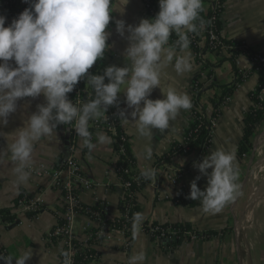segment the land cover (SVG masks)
<instances>
[{
    "label": "crops",
    "instance_id": "1",
    "mask_svg": "<svg viewBox=\"0 0 264 264\" xmlns=\"http://www.w3.org/2000/svg\"><path fill=\"white\" fill-rule=\"evenodd\" d=\"M159 5V0H156ZM117 0H114V5ZM113 20L110 21L108 31L111 35L108 40L109 53L117 56H106L101 61V74L110 65L124 66L125 49L128 47L127 36L121 37L116 31V20H124L126 28L128 25H137L142 19H150L144 8V0H129L125 6L124 13L113 12ZM5 26L11 23L6 17ZM221 32L229 40L246 41L250 47L264 53V0H226L225 8L220 16ZM179 53V49H177ZM192 70L188 73L178 75L172 65L164 71L166 73L164 86L171 84L181 92L190 97L191 103L194 97L193 80L201 73L200 81L206 83V91L202 96L201 103L207 113L213 109V99L218 90L217 87H208L212 79L202 71L207 62H215L226 56L227 58L217 67L213 68L214 77L222 83H232L237 77L234 66L240 72L246 73L251 70L254 63L245 54L217 55L208 53L205 63L200 64L192 49ZM234 59H231V57ZM14 64V61L12 62ZM107 82V81H106ZM259 83V75L254 72L246 76L235 89L231 100L221 108L216 128L213 132L212 144L207 149L210 154L216 148L234 152L235 163L239 166L238 144L242 138L244 128V117L253 101L250 92L254 91ZM120 98L126 101L123 93ZM264 99V93H261ZM150 99H163L160 88L151 93ZM46 103L45 97H26L18 101L17 111L8 117L6 126L0 125V132L12 133L17 128L23 127L24 122L37 111V105ZM193 109L181 110L176 120L170 122V128L165 132L158 129L153 130V136L149 140L142 137L131 123L124 124L122 129L129 136L132 150L135 154L139 171L145 168L155 170V176L147 180L138 189L137 200L143 213V222L157 221L159 223H182L203 233L204 237L198 240L190 239H154L141 227L134 231L131 247L125 250L122 234L119 231L113 233V239L107 243L96 246L95 252L98 256L91 260L90 264H128L129 257L134 253L143 252L145 259L143 264H264V246L258 245L256 240H251L246 235L239 236V232L250 228L245 221L240 222V231L236 230V222L233 223L232 209L228 202L218 212L204 211L200 202L194 206L178 201L182 192L187 196L190 194V184L199 174L198 169L193 167L194 162L202 161L205 156L200 155L199 149L191 153H182L175 156L171 162H160L156 160L166 153L175 140H182L185 129L193 118ZM124 110L131 122L130 112L126 102ZM100 133L107 134L111 138L110 143L100 144L97 136ZM91 141L96 147L89 150L83 138L75 141L67 124L58 125L54 135L43 138L34 147L32 162L28 170L31 172L30 179L25 184H17L13 174L14 162L10 153H7V141L0 136V210L9 209L15 213L12 221H4L0 217V245L8 256L13 260L25 252H31V258L26 264H57L59 261L62 244L58 241L50 243L47 241L48 232L58 222L61 192L56 188L49 174H37L42 166L47 169L57 167L65 157L73 154L79 161L82 171L92 179L95 184L92 190H82L79 197L85 205L96 203H111L112 214L118 213V203L121 201L123 187L117 173L116 146L117 143L110 134L104 131L92 132ZM69 135V137H68ZM12 137H8V142ZM151 149L152 156L147 158V150ZM202 157V158H201ZM199 159V160H197ZM181 169L182 177L178 184H173L170 179L171 173ZM211 169H209V172ZM197 186L204 190L207 186V177L201 176ZM22 193L27 194L30 200H42L40 213L33 214L24 211L18 206V198ZM88 217L78 216L73 223V231L80 239H85V229ZM142 222V223H143ZM93 224V227H96ZM209 231H215L210 234ZM0 264L2 262L0 261Z\"/></svg>",
    "mask_w": 264,
    "mask_h": 264
},
{
    "label": "clouds",
    "instance_id": "2",
    "mask_svg": "<svg viewBox=\"0 0 264 264\" xmlns=\"http://www.w3.org/2000/svg\"><path fill=\"white\" fill-rule=\"evenodd\" d=\"M28 3L29 0H24ZM129 0H31L8 26L6 16L0 15V125L8 124V117L17 111L18 101L26 97H45L46 103L37 105L23 127L12 133L0 132L7 141L15 166L12 171L17 184H25L31 176L34 147L43 138L54 135L58 125L73 124L76 134L92 150L89 121L106 118L108 108L118 105L124 94L131 122L125 110L119 112L124 124L135 126L140 136L151 139L153 130L165 132L181 110H190L192 103L187 93L168 84L164 86L165 69L172 65L178 75L192 70L189 34H197L205 27L201 18L204 0H159V11L152 19L128 25L116 20V31L125 36L124 66L110 65L103 74H90L89 69L103 59L109 48L110 33L106 31L113 12L124 13ZM178 37L169 45L172 34ZM179 49V53L177 52ZM14 61V64L12 63ZM86 79L93 99L75 105L69 98L75 86ZM107 81V82H106ZM160 88L163 99H150L154 89ZM8 137L12 141L8 142ZM97 142L106 144L111 138L104 133ZM151 149L147 158H151ZM234 152L216 148L193 167L200 175L190 184L191 200L199 201L203 210L218 212L239 194L238 166ZM209 169L211 171L209 172ZM155 170L145 168L140 175L145 180L155 176ZM207 177L201 190L197 181ZM133 228L143 222V213L133 215ZM31 252L15 258L14 264H26ZM62 264H73L71 252L62 253ZM144 253H134L128 264H143ZM3 264H13V257L0 256Z\"/></svg>",
    "mask_w": 264,
    "mask_h": 264
},
{
    "label": "built area",
    "instance_id": "3",
    "mask_svg": "<svg viewBox=\"0 0 264 264\" xmlns=\"http://www.w3.org/2000/svg\"><path fill=\"white\" fill-rule=\"evenodd\" d=\"M10 2H13L16 8L21 9V11L25 9L26 3L24 2V0H6L7 4H9ZM144 8L150 19L155 17L154 14L156 12V8L154 7V4L151 0H144ZM17 16L18 15L10 14V16L6 17L13 20ZM216 20H218V17L214 15L204 30H199L197 34H190L189 36L191 41L197 42V48H193L192 43L190 44V48L192 49L193 55L199 59L200 64L205 63V57L208 53H214L217 55L245 54L253 63L264 64V53L250 47L246 41H226L227 38L222 34L221 31H219V34L217 28L214 26ZM106 56L114 57L117 55L109 53V51L106 50L104 57ZM101 72V65L98 68L96 67V64H94L93 67L89 69L90 74H101ZM262 92L264 93V89ZM93 97V90L87 83L86 79H82L75 86L74 90L68 94V98L77 106H80L82 103L93 99ZM230 100V97L227 98L224 104H226ZM124 107L125 102L122 98L119 97L118 105H113L108 108V111L106 112V118L101 117L89 121V131L91 133L95 131H104L114 137L117 143L115 155L117 159L119 157V153L123 152V143L127 139V134L122 129V120L119 117V112L121 110H124ZM217 120L218 117L211 118L210 120V128L212 134L214 132V129L216 128ZM67 126L73 137V146L75 144V141L79 140L81 137L76 134L74 123L67 124ZM185 148L188 147L185 146ZM199 151L200 155L203 156L201 154L202 150ZM37 174L51 175L56 188L61 192V211L58 212V222L47 234L48 242L54 243L55 241H58L62 244V250L57 264H62V253L65 251L71 252L73 264H76V256L78 253L85 252L87 250L95 251L97 245L111 241L113 239V233L115 231H119L122 234V241L125 250H128L131 247L134 237V231L130 233V228H128L127 225H120L118 227H115L113 225V222L117 218L128 217V211L131 206L129 204H121L119 202L120 207L118 213L112 214L111 203H100L99 211H93L92 209H89L87 205L82 203L79 197V192L82 190H92L95 182L82 171L79 161L73 154H69L62 161H60L57 167H54L53 169H47L45 166H42L40 168V171H37ZM182 174L183 171L181 169L175 172L173 171L170 175L171 182L173 184H178L180 178L182 177ZM135 180L138 181L139 177L136 176ZM128 186L129 182L122 184L124 190L121 200L125 199L127 195H130L128 194ZM137 193L138 191H135L134 193L131 192L130 196L137 197ZM18 206L24 211L38 214L42 209V200L41 198L38 200H30L27 194L22 193V195H20V197L18 198ZM81 215H85L88 217V220L84 225L86 234L85 239L78 238L73 231V223L75 222L76 218ZM93 224H96L97 226L93 227ZM141 228L154 239L179 238L198 240L204 237L203 233L193 228H167L160 225H152L151 222L148 223L147 229L143 227ZM0 256L8 257L6 251L1 248V245ZM97 256L98 254L97 252H95V254L91 256V259L94 260ZM1 262L3 264V261Z\"/></svg>",
    "mask_w": 264,
    "mask_h": 264
},
{
    "label": "trees",
    "instance_id": "4",
    "mask_svg": "<svg viewBox=\"0 0 264 264\" xmlns=\"http://www.w3.org/2000/svg\"><path fill=\"white\" fill-rule=\"evenodd\" d=\"M156 8V12L154 16L159 11V5L156 0H151ZM225 1L226 0H204V10L201 13V18L205 21V27L202 29L204 30L209 22L211 21L212 17L216 15L218 20L215 21L214 26L217 28L218 33L221 31V20L220 16L225 8ZM31 0L25 4V8L30 7ZM21 9H17L13 2L9 4L6 3V0H0V15L10 16L11 15H19ZM22 12V11H21ZM201 30V31H202ZM190 36V34H189ZM178 37L175 33L172 34L169 40V45H174L175 41ZM230 41V40H226ZM193 48H197V42L191 41ZM227 57L223 56L222 58L218 59L215 62H207L203 65L202 71H205L208 74V78L212 79L211 84L208 87H217L219 91L216 92L215 98L213 99V109L212 112L209 114L207 113L205 107L201 103L202 96L205 94L206 91V83L204 81H200L201 73L198 74L193 80V89H194V97L192 99V104L194 106L193 109V118L189 123L188 127L185 129L183 134L182 140H175L172 142L170 149L164 153L163 155L159 156L156 160L157 163L160 162H171L172 159L177 156L178 154L182 153H191L194 150H202L201 154H207V148H209L212 144V131L210 128L211 118L219 117L221 114V108L224 105V102L227 98L232 97L235 89L237 88L238 84L250 74L256 72L259 75V83L257 88L254 91L250 92V98L253 101V105L250 107L248 112L244 117V128L242 138L238 144V157L239 160L243 156H245L250 148L253 145V140L255 136L260 131L261 127L264 125V99L261 97V93L264 89V64L254 63V66L251 70H248L246 73L240 72V70L234 66L233 70L236 74L237 79L232 83H222L215 79L213 68L219 66ZM231 59H234L232 56ZM101 60L96 62V67L99 68L101 65ZM187 146L188 148H185ZM117 173L121 180V183L124 184L129 182V192L128 194L131 195V192L138 191L147 180H145L141 175V171L137 170L136 165V157L132 150L131 143L129 141V136L127 135L126 141L123 143V152L119 153V157L117 159ZM239 169V168H238ZM138 176L139 180H135V177ZM142 178V179H141ZM124 190V187H123ZM127 195L125 199L121 200L120 203L122 204H129L131 207L128 211V217L117 218L113 225L118 227L120 225H127L130 228V233L135 231L136 229L133 228V215L137 212H141L140 204L137 200V197ZM178 201L180 203H186L189 206H194L197 201L191 200L188 198L185 192H182V195L179 197ZM89 209L93 211L100 210V203H96L94 205H87ZM119 203H118V210H119ZM105 216V215H104ZM0 217L4 221H12L15 218V213H12L9 209H1L0 210ZM147 221L141 224V227L147 229L148 228ZM152 225H160L164 227H180L181 229H190L191 226L188 224L182 223H159L157 221L151 222ZM210 234L215 231H209ZM179 240V238H178ZM95 254L93 250H87L85 252H80L77 254L76 264H90L91 256Z\"/></svg>",
    "mask_w": 264,
    "mask_h": 264
},
{
    "label": "rangeland",
    "instance_id": "5",
    "mask_svg": "<svg viewBox=\"0 0 264 264\" xmlns=\"http://www.w3.org/2000/svg\"><path fill=\"white\" fill-rule=\"evenodd\" d=\"M238 164L239 194L230 201L233 223L237 226L241 220L248 223L249 230H242L239 236L258 239V245L264 246V125Z\"/></svg>",
    "mask_w": 264,
    "mask_h": 264
},
{
    "label": "bare ground",
    "instance_id": "6",
    "mask_svg": "<svg viewBox=\"0 0 264 264\" xmlns=\"http://www.w3.org/2000/svg\"><path fill=\"white\" fill-rule=\"evenodd\" d=\"M263 200H264V198H263ZM255 201V200H254ZM237 231L239 232L240 231V226H237Z\"/></svg>",
    "mask_w": 264,
    "mask_h": 264
},
{
    "label": "water",
    "instance_id": "7",
    "mask_svg": "<svg viewBox=\"0 0 264 264\" xmlns=\"http://www.w3.org/2000/svg\"><path fill=\"white\" fill-rule=\"evenodd\" d=\"M68 137H69V135H68Z\"/></svg>",
    "mask_w": 264,
    "mask_h": 264
}]
</instances>
